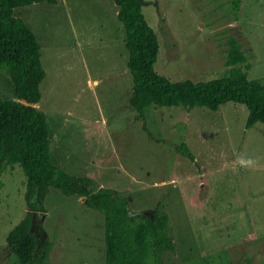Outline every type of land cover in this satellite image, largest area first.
Masks as SVG:
<instances>
[{"label": "rangeland", "instance_id": "374dc122", "mask_svg": "<svg viewBox=\"0 0 264 264\" xmlns=\"http://www.w3.org/2000/svg\"><path fill=\"white\" fill-rule=\"evenodd\" d=\"M231 2L143 0L158 40L155 72L173 82L219 78L232 35L249 56L247 78L264 85V0H240L237 12ZM57 3L13 9L40 45L45 76L36 106L45 115L52 164L89 178L92 190L112 189L131 212L160 201L175 242L162 264H264V124L245 128L246 107L226 102L189 115L182 106H149L143 129L127 105L132 81L113 1ZM0 99H14L1 70ZM181 142L194 162L175 151ZM248 159L255 163H241ZM0 182V264H14L4 236L26 211L25 177L14 166ZM43 206L35 219L40 238L51 243L45 264H105L101 213L53 187Z\"/></svg>", "mask_w": 264, "mask_h": 264}, {"label": "trees", "instance_id": "16d2710c", "mask_svg": "<svg viewBox=\"0 0 264 264\" xmlns=\"http://www.w3.org/2000/svg\"><path fill=\"white\" fill-rule=\"evenodd\" d=\"M112 1L123 28L132 81L128 104L143 129L144 110L149 106L216 111L226 102L246 107L245 128L264 124V85L247 78L249 56L234 36L225 42V75L204 82H173L154 70L158 40L143 15V0ZM40 2L55 4L56 0H0V70L9 78L14 96L12 100L0 99V176L7 168H20L25 177L22 196L26 207L21 219L5 234V248L14 257V264H45L51 243L45 236L40 238L44 230L35 216L44 215L43 199L53 187L64 195L81 198L86 207L102 214L105 264H162L163 254L173 252L175 242L160 201L146 215L129 216L125 199L112 189L92 190L89 178L72 176L51 162V137L45 115L36 106L45 76L40 45L33 31L13 14L15 7ZM239 2L232 0L234 12ZM175 151L194 162L185 143L177 144Z\"/></svg>", "mask_w": 264, "mask_h": 264}, {"label": "crops", "instance_id": "0c3cea01", "mask_svg": "<svg viewBox=\"0 0 264 264\" xmlns=\"http://www.w3.org/2000/svg\"><path fill=\"white\" fill-rule=\"evenodd\" d=\"M57 1H58V0H56V3H55V4H50V5H58ZM115 9H116V8H115ZM115 9H114V10H115ZM115 15H116V10H115ZM94 83H95V82H94ZM131 91H132V89L129 91V92H130V95H131ZM130 95H129V97H130ZM126 97H127V96H126ZM126 97H125L124 100H123L125 104H126ZM129 97H128V98H129ZM124 103H123V105H124L125 107H127ZM127 105L130 106V105L128 104V99H127ZM156 108H157V107H155V108L153 107L152 109H153V110H156ZM169 108H170V107H169ZM187 114L189 115L188 110H187ZM144 116H146V114H145V110H144ZM134 117H135V116H134ZM179 120H180L179 122H181V123H183V124H185V125H187V123L189 122V120H188L183 114L179 117ZM175 146H176V145H175ZM81 201H82V200H81Z\"/></svg>", "mask_w": 264, "mask_h": 264}, {"label": "water", "instance_id": "95a60500", "mask_svg": "<svg viewBox=\"0 0 264 264\" xmlns=\"http://www.w3.org/2000/svg\"><path fill=\"white\" fill-rule=\"evenodd\" d=\"M148 214L147 211H140V212H128V215L129 216H132V215H146Z\"/></svg>", "mask_w": 264, "mask_h": 264}, {"label": "clouds", "instance_id": "9594fccd", "mask_svg": "<svg viewBox=\"0 0 264 264\" xmlns=\"http://www.w3.org/2000/svg\"><path fill=\"white\" fill-rule=\"evenodd\" d=\"M241 163L244 164V165L251 166V165H253L255 163V161H253L251 159H248V160H242Z\"/></svg>", "mask_w": 264, "mask_h": 264}]
</instances>
